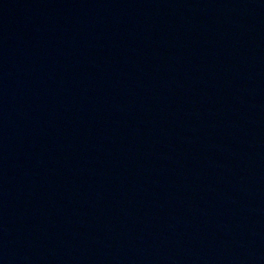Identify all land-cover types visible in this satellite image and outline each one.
<instances>
[{
	"label": "water",
	"instance_id": "water-1",
	"mask_svg": "<svg viewBox=\"0 0 264 264\" xmlns=\"http://www.w3.org/2000/svg\"><path fill=\"white\" fill-rule=\"evenodd\" d=\"M0 264H264V0H0Z\"/></svg>",
	"mask_w": 264,
	"mask_h": 264
}]
</instances>
